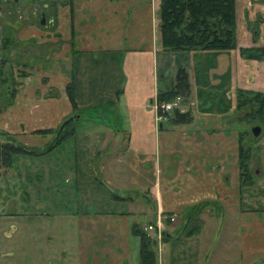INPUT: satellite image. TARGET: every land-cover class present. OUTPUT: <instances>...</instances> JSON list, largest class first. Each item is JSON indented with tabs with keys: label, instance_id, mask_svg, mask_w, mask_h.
<instances>
[{
	"label": "crops",
	"instance_id": "0c3cea01",
	"mask_svg": "<svg viewBox=\"0 0 264 264\" xmlns=\"http://www.w3.org/2000/svg\"><path fill=\"white\" fill-rule=\"evenodd\" d=\"M244 2L235 0L236 25L241 16L245 29L242 35L237 31L236 49L169 52L162 49L158 29L160 0H0V6L9 4L1 11L19 24L7 35L9 60L26 69L15 82L13 100L0 110V131L40 152L70 116L79 115L74 122L86 120L80 133L71 128L74 141L56 146L73 149L74 165L67 168L73 187L58 186L59 167L31 165L24 170L28 182L16 187L23 173L13 157L0 164V264H141L136 229L142 231L158 215L170 234L158 244L154 264H203L202 233L214 207L221 218L231 215L218 243L225 249L231 228L232 254L236 250L244 264H264V198L256 208L261 197L241 186L239 133L226 120L235 107L237 74L225 102L218 91L211 108L208 96L189 80L190 103L196 104L190 123L161 120L155 108L176 70L189 69L188 60L232 58L237 70L245 62L240 47L264 46V0L247 8ZM248 62L261 69L254 74L264 75L263 61ZM103 111L111 122L102 118ZM56 148L29 156L41 160ZM259 150L260 161L250 169L254 186L264 190V144ZM83 180L93 185L87 198L79 199ZM65 192L77 198L69 203L75 209L63 207ZM80 203L89 207L82 210ZM199 203H206L199 212L202 227L183 237L187 214ZM173 215L177 221L171 226L166 220Z\"/></svg>",
	"mask_w": 264,
	"mask_h": 264
},
{
	"label": "trees",
	"instance_id": "16d2710c",
	"mask_svg": "<svg viewBox=\"0 0 264 264\" xmlns=\"http://www.w3.org/2000/svg\"><path fill=\"white\" fill-rule=\"evenodd\" d=\"M159 33L161 45L164 51H204L216 50L226 51L237 48V30H236V12L235 0H160L159 5ZM1 50H3L0 62V87L2 86L1 95L5 97V103L0 104L2 108H6L8 103L13 100L16 91L13 80L9 83V77L6 75L3 66L9 60L8 42L5 39L2 42ZM7 46V47H6ZM241 57L258 60L264 62V46L259 47H240ZM12 75V72L8 73ZM25 74H22L24 76ZM188 71L179 68L175 72L174 82L168 91H162L156 97L158 102L170 101L174 97L180 96L182 106L186 109H175L171 115H167L169 122L173 124H187L193 120V115L187 105L191 96V87L188 77ZM67 93L72 102H74V90L72 83L67 85ZM234 111L238 113L241 119H245L249 123L257 121L258 125L264 131V92L251 91L243 88L235 90V107ZM67 125L57 137H53L51 143L43 149V151H34L32 148L25 146L17 141L14 137L5 132L0 131V136L9 138L13 142L0 143V162L7 164L11 156L15 154H44L56 146L71 134L72 129ZM51 131L44 130L43 132ZM58 130L55 131V134ZM244 133L239 136V169L240 183L245 186L246 190H250L252 194L259 191L264 194V190L256 188L251 176L250 147H245ZM9 148V149H8ZM244 187V188H245ZM206 203H199L193 206L197 210L187 214V224L184 227L182 235L188 236L196 232V228L188 229L193 216L198 214ZM188 229V230H187ZM140 236L139 259L141 264H154L156 262L155 247L158 245L155 238L143 233L140 229H136ZM169 231H165L162 242H165L169 236Z\"/></svg>",
	"mask_w": 264,
	"mask_h": 264
},
{
	"label": "rangeland",
	"instance_id": "374dc122",
	"mask_svg": "<svg viewBox=\"0 0 264 264\" xmlns=\"http://www.w3.org/2000/svg\"><path fill=\"white\" fill-rule=\"evenodd\" d=\"M252 1H261V0H247L246 2H244L243 0H238V2H244L242 4V6L244 7H248V5H250V2ZM259 3V2H258ZM253 5V4H252ZM259 4L256 5L255 9L260 8V6H258ZM3 10L4 7H6V4L2 5ZM258 7V8H257ZM0 62H1V57H2V51L1 50V46H2V42L7 38V35L9 33V28H15L17 29L19 24L16 23L14 24L12 21V16L13 14H6L5 11H0ZM264 15V13H263ZM8 16H10V19H8ZM238 25L236 27V30L242 35L243 32L245 31L244 29V25H242V21L241 20V16L238 17ZM252 21V20H251ZM250 21V22H251ZM245 26H248L247 23H244ZM251 24V23H250ZM15 25V26H14ZM254 25L253 21L252 24ZM243 37H246V34L244 33ZM262 37V36H261ZM262 39H260L261 41ZM264 43V42H263ZM7 47V46H6ZM229 57V55H228ZM242 60H244L245 62H239L237 64V70L236 67L233 63L232 58H229V60L224 59V60H220V59H215L213 57H210L208 59H206L204 61L203 56H196L195 58H193L192 60H188V67L189 69L188 71V77L189 80L191 81L192 84L196 85V89L200 90L201 93H204L205 96H208V101L206 103L207 108H211L212 106V100L211 97L215 95L216 92L220 91L217 95L218 98H222V101L225 102V96H229V91L231 88V85H236V74L238 77L237 80V86L238 88H243V89H247V90H251V91H261L264 92V75H258V74H254V69L256 68L258 71H261V69H258V64L255 65H249L251 64V62L248 61H252L251 59H247L244 57H241ZM248 62V63H246ZM213 65V67L211 68L210 66ZM19 65L16 63H13V60H8L5 65L3 66V69L6 73V75L3 76H11L9 77V83L10 81L13 80V84L15 82H18L19 77L22 76V74H25L26 69L22 68V67H18ZM13 72L12 75H9L8 73ZM264 72V70H263ZM253 78V79H252ZM236 90V89H235ZM1 91H2V86L0 87V104H2L3 102L5 103V97H8L7 95H1ZM193 91V88H192ZM207 91H211V93H208ZM235 93V92H234ZM233 99H235V94L232 96ZM188 108H190L191 110L196 108V104L194 106V103H190V98L188 100ZM186 106V105H185ZM194 106V107H193ZM2 106H0L1 108ZM111 111V110H110ZM196 110H193V112H195ZM108 112H102V118H104L108 123L111 122V117L107 116ZM196 115V112H195ZM239 114L236 113L234 110L230 113V115L227 117V123H234V129L236 131H238L239 136L241 135V133L243 132L244 134V139L246 141V143H244L245 147H250V152L249 155L250 157V161H249V166L250 164L257 165V163L260 161V156L259 154H261L259 148L262 146V144H264V131H261V134L257 137H255L252 134V127L255 125H258L257 121L255 122H251L249 123L248 121H246L245 119H241L240 116H238ZM230 118V120H229ZM85 121L83 120H79L78 122H72V126H70V129L72 127H75L74 129H76V133H80V130H84L85 129ZM163 124H166V122H163ZM260 126V125H259ZM262 128V127H261ZM84 134V133H83ZM72 135H67L65 138L62 139L63 142L67 140L69 141H74V138H70ZM7 141V138H3L2 136L0 137V143H3ZM8 143H12L13 141L11 139L8 140ZM19 141V140H17ZM20 142H22V139L20 138ZM23 144V143H22ZM45 142L44 145L41 143V145L45 146ZM9 149V148H8ZM69 151H73V149L71 147H68L66 144L62 145V147L59 146V148H56L54 152L51 153V155H49L46 158H43L41 160L37 159L34 160L33 158H31L29 155L31 154H15L11 157H13L14 162L16 163L17 166V170L20 171V173L22 174V180H18V184L16 187H19L20 185H22V183H27L28 182V178H26L27 176H24V170L26 167H28L29 165H31V168H42L43 170H45L46 167H51V168H56L59 167L61 170H63V176L61 178H58L57 180V184L58 186H60L63 190H66L67 188H71L73 187L74 184V179L71 177V175L67 172V168L74 165V163L72 162V157H70ZM68 154V155H67ZM257 159V160H256ZM0 164H2L0 162ZM251 167V166H250ZM17 173V171H16ZM69 174V175H68ZM33 183L35 184L36 188L39 186V182L40 179L38 177H35V179L32 180ZM81 195L77 198H81V199H86L87 195L89 193V187H91V185H93L92 182H87V180H83L81 181ZM257 180L255 181V185H256ZM99 183V182H98ZM30 185H33L30 181ZM23 186V185H22ZM99 186V184L97 185ZM101 187H97L99 189V191H101L103 194H105L106 188H104V186L100 185ZM40 189L42 187L39 186ZM259 188V187H256ZM54 188H52L53 190ZM52 190H49L52 191ZM256 196H260L261 198H257L258 199V203L256 202L255 207L258 208V205H262L263 204V200L262 198H264V194L256 191L255 194ZM61 195H57L55 198L56 199H60ZM22 197V196H20ZM64 200V208L65 209H69V208H74L73 205L70 206V201H72V199H77L76 197H72L71 195H67V193H63L61 196ZM19 198V197H17ZM67 204H69L68 206H66ZM212 206H214L212 204ZM89 206H85L82 205V203H80V208L83 210L85 208H88ZM264 208V207H263ZM75 209V208H74ZM197 210V208L195 207L194 209H191L189 214L191 215L192 213L194 214V212ZM212 212L215 213L214 217L213 216H206L207 222H206V227L203 230V237H204V247H205V255H204V261L203 264H244L242 262L241 259V255H236V250L234 251V254H232L233 249H232V233H231V228L229 229V232L226 235V242L225 243V249L223 247L222 244L218 243V241L216 240V237L218 235L225 236V230L226 227H228V219L231 220V215H227V217H222L221 215L218 214L216 208H212ZM199 214H196L195 216H193V219L188 227V229H192V228H196V232H194L192 235L197 234L201 227H202V218L201 216L199 217ZM215 216L217 218V224L216 221H214ZM201 218V219H200ZM150 224V223H148ZM222 227V229H221ZM237 227V226H236ZM187 229V230H188ZM221 229V231H220ZM180 228L173 234V236H176V234H178V232H180ZM192 235H188V236H192ZM183 237H185L183 235ZM163 243V242H162ZM160 243V245L162 244ZM167 245H164V247H166ZM155 253H156V260H157V255H159L160 251L158 249V245H156L155 247ZM161 257V255H160ZM261 263V262H260ZM258 264V263H255Z\"/></svg>",
	"mask_w": 264,
	"mask_h": 264
},
{
	"label": "built area",
	"instance_id": "2783aa9c",
	"mask_svg": "<svg viewBox=\"0 0 264 264\" xmlns=\"http://www.w3.org/2000/svg\"><path fill=\"white\" fill-rule=\"evenodd\" d=\"M155 108L159 114V119H164L167 115H170L175 109H182V100L180 96L174 97L170 101L158 102L155 101ZM177 217L175 215L169 217L170 224H175ZM165 222L161 215H158L156 220L143 227V231L148 235H151L161 240L165 231Z\"/></svg>",
	"mask_w": 264,
	"mask_h": 264
},
{
	"label": "water",
	"instance_id": "95a60500",
	"mask_svg": "<svg viewBox=\"0 0 264 264\" xmlns=\"http://www.w3.org/2000/svg\"><path fill=\"white\" fill-rule=\"evenodd\" d=\"M39 23L42 24V25L45 24V13H44V12L41 13V16H40V18H39ZM78 116H79V115H72V116H70L68 119H66V120L60 125V127H59V129H58V132L56 133V137L58 136V134H59V133H60V132H61V131L67 126V125L71 124L75 119H77ZM251 131H252V134H253L255 137H257V136H259V135L261 134L262 128H261V126H259V125H255V126L252 127Z\"/></svg>",
	"mask_w": 264,
	"mask_h": 264
},
{
	"label": "flooded vegetation",
	"instance_id": "af4514ba",
	"mask_svg": "<svg viewBox=\"0 0 264 264\" xmlns=\"http://www.w3.org/2000/svg\"><path fill=\"white\" fill-rule=\"evenodd\" d=\"M8 6H9V4L8 3H6V7H4V8H8ZM12 6H13V4H12V2L10 3V7L12 8ZM3 6H0V11H1V8H2ZM42 12H44L45 13V11H42V10H40V13H39V15L41 16V13ZM1 13V12H0ZM46 15V14H45ZM13 73V72H12Z\"/></svg>",
	"mask_w": 264,
	"mask_h": 264
}]
</instances>
